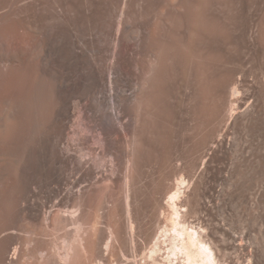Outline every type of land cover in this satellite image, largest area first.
Wrapping results in <instances>:
<instances>
[{
	"label": "bare ground",
	"instance_id": "1",
	"mask_svg": "<svg viewBox=\"0 0 264 264\" xmlns=\"http://www.w3.org/2000/svg\"><path fill=\"white\" fill-rule=\"evenodd\" d=\"M203 22L204 30L216 28ZM118 23L114 0H0V264H231L239 250L247 252L242 264H258L259 238L243 230L264 219L260 95L234 74L216 72L221 41L201 38L172 46L170 65L153 57L161 83L151 118L142 106L152 100L144 74L128 95L127 1ZM188 76L207 83L200 116L225 124L212 144L220 171L230 174L215 177L222 188L202 192L196 205L183 166L169 172L172 182L156 197L155 176L166 178L165 168L188 143L179 127L185 102L199 90ZM208 95L222 106L209 111ZM190 113L197 123L211 121L196 108ZM141 166L150 170L143 188L159 211L142 255L132 195ZM232 206L238 219L227 215Z\"/></svg>",
	"mask_w": 264,
	"mask_h": 264
},
{
	"label": "rangeland",
	"instance_id": "2",
	"mask_svg": "<svg viewBox=\"0 0 264 264\" xmlns=\"http://www.w3.org/2000/svg\"><path fill=\"white\" fill-rule=\"evenodd\" d=\"M124 1H127L128 9V95L131 93L129 88L131 81L138 82V77L144 74L147 85L150 86L148 93L152 100L148 104L144 99L142 106L148 110L151 118L153 117L151 116L152 112L156 109L153 97L161 83L159 71L153 63V57H163V64L170 65L171 54L174 52L172 46H178L177 49L183 46L189 47L191 43L201 38H207L208 40L216 38L221 41L217 50L220 51L222 58L215 62L217 64L214 65L215 71L234 74L236 79L243 82L247 89L257 92L264 102V0H114L116 26L119 24L120 8L123 6ZM211 20L217 23L216 28H213L212 31L204 30L201 25L204 23L203 21ZM148 25L153 29L151 36L147 34ZM100 29L102 28L100 27ZM118 35L116 30L115 38L118 39ZM132 53L135 60L133 68L130 67ZM168 60H170L169 63H167ZM223 62L230 63L224 65ZM151 70L154 73H151ZM171 74L172 77L176 73L172 72ZM187 78L193 79L191 76ZM193 85L196 90H199L192 101L185 102L187 113L179 127L180 139L187 140L188 143L176 153L174 160L165 168L164 172L167 177L158 174L155 178H157L156 182L160 185L156 197L160 198L161 190L168 188L170 182H172V176H168L169 172L183 166L188 177H193V183H196L195 187L193 184L191 189L188 190V200L195 204V200L202 192L208 191L211 187L222 188L215 181V177H220L223 174L230 176V174L220 171L223 166L219 162L221 153L212 144L219 137L217 129L222 132L226 131L225 124L220 125V119L213 121L208 116H200L197 112V106H202L203 100L198 96H200L202 87L206 86L207 83L202 79L198 81L197 85L193 79ZM128 103L129 107L131 102ZM204 104L209 111H212L215 106H222L221 101H211L209 95L204 99ZM192 107L196 108V113L201 119L211 120L207 126L202 121L198 123L194 121V116L190 113ZM112 111V115L117 121L118 114L115 110ZM149 129L145 136L150 140L153 130ZM205 138L207 139L204 141ZM199 141H201V145L196 150L190 151L189 147L199 143ZM212 158L215 159L214 162L211 161ZM178 159L181 160L178 161ZM190 165H194V167L191 168ZM206 166H208L207 169ZM149 171L143 166L140 167L136 185L132 192L135 217H137L135 244L138 246V254L140 255L147 246V238L155 231L154 221H156L159 214L154 197H150V194L147 195L149 192H145L146 190L143 188V185L151 179H148L150 176ZM256 179L261 181L263 179L262 173L261 175L257 174ZM119 183L117 182V188ZM105 184L107 183L103 182L101 185L104 186ZM101 194L99 197H102L101 200H103V191ZM147 207L148 212H145ZM102 211L106 216L107 209L104 208ZM239 212L240 210L236 206H232L227 210V215L238 219ZM202 217L204 218L205 215L202 214ZM243 218L247 219V216L243 215ZM194 219L196 218L191 220ZM105 220L106 225L107 220ZM105 225L103 227L101 225L104 230ZM125 225L126 220L123 219V230ZM248 227L243 231L259 238V243L256 248L254 246V249L259 255L258 264H264V219L258 220ZM131 248L132 243L128 241V250L131 251ZM246 254L247 252L241 250L233 252L229 263L242 264L246 259ZM122 264L130 263L125 262Z\"/></svg>",
	"mask_w": 264,
	"mask_h": 264
}]
</instances>
